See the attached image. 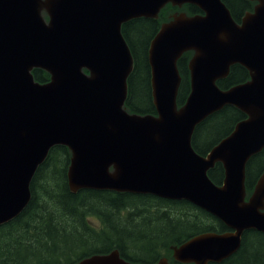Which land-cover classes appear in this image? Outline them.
<instances>
[{"label": "water", "instance_id": "obj_1", "mask_svg": "<svg viewBox=\"0 0 264 264\" xmlns=\"http://www.w3.org/2000/svg\"><path fill=\"white\" fill-rule=\"evenodd\" d=\"M248 1L256 5L237 23L221 0H0V226L28 205L49 150L64 146L70 192L186 201L229 229L172 246L175 262L218 264L238 251L244 231L264 233V172L249 199L245 189L246 164L264 149V0ZM168 4L203 14H175L160 26L148 49L156 115L130 114L124 104L134 61L121 27L157 19ZM187 52L190 92L178 108L177 63ZM234 65L249 80L221 90L216 82ZM35 69L49 81H35ZM225 106L246 118L197 154L196 126ZM217 163L220 186L208 176ZM75 264L135 263L113 250Z\"/></svg>", "mask_w": 264, "mask_h": 264}, {"label": "trees", "instance_id": "obj_2", "mask_svg": "<svg viewBox=\"0 0 264 264\" xmlns=\"http://www.w3.org/2000/svg\"><path fill=\"white\" fill-rule=\"evenodd\" d=\"M221 1L236 22L253 11L255 5L248 0ZM179 11L187 16L202 13L193 5L181 8L167 5L157 19H134L121 27L134 61L127 79L125 109L129 113L156 115L148 49L160 26ZM191 55L192 52L183 54L177 63L181 76L176 99L178 107L184 105L190 92L187 64ZM32 73L41 84L49 80L44 71L35 69ZM248 80L247 70L234 65L226 79L216 83L221 90H227ZM245 118L233 106H225L207 117L192 135L195 152L205 156ZM69 159L66 147L54 146L37 168L30 182L28 205L16 218L0 226V264H75L86 257L113 250L135 264H156L162 258L169 264H180L172 258V246H179L202 233L229 231L219 220L186 201L112 191L72 193L67 185ZM263 172L264 149L246 164L247 198ZM208 176L220 186L224 178L222 165L215 164ZM218 264H264V233L244 231L238 251Z\"/></svg>", "mask_w": 264, "mask_h": 264}, {"label": "flooded vegetation", "instance_id": "obj_3", "mask_svg": "<svg viewBox=\"0 0 264 264\" xmlns=\"http://www.w3.org/2000/svg\"><path fill=\"white\" fill-rule=\"evenodd\" d=\"M251 2V1H250ZM253 3H255V5H256V2H253ZM254 5V6H255ZM254 8V7H253ZM253 10V9H252ZM179 13H184V12H181V11H179V12H176V13H173V14H171V18L173 17V15H175V14H179ZM186 14V13H185ZM242 18V17H241ZM241 18H240V21H241ZM240 21L239 22H237V23H240ZM236 22V21H235Z\"/></svg>", "mask_w": 264, "mask_h": 264}, {"label": "bare ground", "instance_id": "obj_4", "mask_svg": "<svg viewBox=\"0 0 264 264\" xmlns=\"http://www.w3.org/2000/svg\"><path fill=\"white\" fill-rule=\"evenodd\" d=\"M178 8H181V7H178ZM180 14V13H179ZM172 19V18H171ZM169 22V21H168ZM248 199H249V197H248Z\"/></svg>", "mask_w": 264, "mask_h": 264}, {"label": "rangeland", "instance_id": "obj_5", "mask_svg": "<svg viewBox=\"0 0 264 264\" xmlns=\"http://www.w3.org/2000/svg\"><path fill=\"white\" fill-rule=\"evenodd\" d=\"M43 14L45 15V13L43 12ZM47 16H45V18H46ZM46 20V19H45Z\"/></svg>", "mask_w": 264, "mask_h": 264}]
</instances>
